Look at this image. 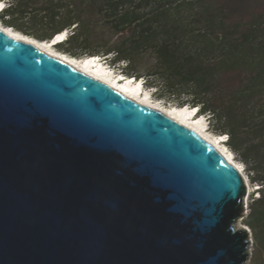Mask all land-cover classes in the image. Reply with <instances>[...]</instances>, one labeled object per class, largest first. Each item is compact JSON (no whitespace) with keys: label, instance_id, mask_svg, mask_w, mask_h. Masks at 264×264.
Here are the masks:
<instances>
[{"label":"water","instance_id":"1","mask_svg":"<svg viewBox=\"0 0 264 264\" xmlns=\"http://www.w3.org/2000/svg\"><path fill=\"white\" fill-rule=\"evenodd\" d=\"M246 197L197 131L0 30V264H246Z\"/></svg>","mask_w":264,"mask_h":264},{"label":"trees","instance_id":"2","mask_svg":"<svg viewBox=\"0 0 264 264\" xmlns=\"http://www.w3.org/2000/svg\"><path fill=\"white\" fill-rule=\"evenodd\" d=\"M0 19L70 58L99 56L156 98L198 108L260 186L264 251V0H0ZM11 28V29H12ZM17 31V32H18Z\"/></svg>","mask_w":264,"mask_h":264},{"label":"bare ground","instance_id":"3","mask_svg":"<svg viewBox=\"0 0 264 264\" xmlns=\"http://www.w3.org/2000/svg\"><path fill=\"white\" fill-rule=\"evenodd\" d=\"M3 7V4L0 3V11L1 8ZM0 30L14 36L17 38H20L22 40L28 41L32 44H35L37 46H40L46 50H48L51 54L55 55L56 57H58L59 59L68 62L80 69H82L83 71H85L86 73H88L90 76H92L94 79L105 83L111 87H113L114 89H116L117 91L124 93L125 95L130 96L131 98L144 103L147 106H150L154 109H157L163 113H165L166 115H168L169 117L173 118L174 120H176L177 122L181 123L182 125L189 127L195 131H197L201 136H203L205 139H207L211 144H213L227 159H229L230 163H232V165H234V167H236L241 175L246 178L244 176V174L242 173V171L236 166L235 162L229 157V155L222 149L221 146V140H215L213 139L210 135H208V133L204 130L203 125L205 124L204 120L198 119V118H191V109H193V107H177L174 106V108L172 109H164L163 107L154 104L153 102H151L150 100H148L146 97L143 98L141 97V95H139V92L137 91L136 86H134L131 83H122V82H117L115 80H113V78L111 77V75L105 71L104 67L101 64H96L95 62H93V60H88L86 58H84L83 60H72L69 57H67L64 54H61L59 52H57L54 48L55 46L63 40L65 33L63 34V36L57 35L59 36L58 38L54 39L55 42L53 43H49L48 41L45 42H41L35 38L26 36L20 32L14 31L12 29H10L9 27H4L0 25ZM207 121V120H206ZM247 180V179H246ZM248 183V194L250 192V184ZM247 200V197H246ZM250 235H251V230H250Z\"/></svg>","mask_w":264,"mask_h":264},{"label":"rangeland","instance_id":"4","mask_svg":"<svg viewBox=\"0 0 264 264\" xmlns=\"http://www.w3.org/2000/svg\"><path fill=\"white\" fill-rule=\"evenodd\" d=\"M4 5V3H2ZM4 23L1 21L0 19V25L1 26H4L6 27L5 25H3ZM8 27V26H7ZM12 27H10L11 29ZM12 30L14 31H18L16 30L15 28H12ZM19 32V31H18ZM21 33V32H20ZM23 34V33H22ZM67 37V33H65V36L64 38L66 39ZM33 38V37H32ZM58 38V37H55V39ZM52 41H55V40H52ZM57 52L61 53V54H64L66 55L67 57L70 58V56L63 52L58 46H55L54 48ZM70 59L72 60H76V61H79L80 59L83 60L84 58H74V57H71ZM80 60V61H81ZM100 63L103 64L104 67L107 68L109 74L112 76L113 74H117V71H115L113 68H111L107 63H105L102 58L100 59ZM120 74V73H119ZM147 90V93L151 95L152 97V100L154 102H156L157 105L163 107L164 109H172L174 108V106H176L174 103H171L169 102L168 100H163V99H160V98H156L152 93H153V90L152 89H146ZM142 97V96H141ZM153 102V103H154ZM155 104V103H154ZM201 119L204 120V117L200 116ZM208 135H210L211 137H213L214 135L215 136H220L218 134H216L215 132H213L211 129L208 130ZM224 139L227 140L226 137H224ZM226 146L228 147V145L226 144ZM228 151L230 152L231 154V157H232V160L235 162L236 166L239 168L238 164H240V167H241V171L242 173L244 174V176L246 177L247 181L249 182L250 184V192L248 194V197H247V200H246V208H245V211H244V214L242 215V217L240 218V221H239V225L240 226H245V227H249L248 226V218H249V214L251 212V206H252V202L254 199H257L259 198L260 194H259V188L260 186L258 184H256L254 181H252L250 175H248V171L245 169V166L240 163V161L235 157V154L231 151V149L228 147ZM238 163V164H237ZM249 229L251 230V239H252V244L250 246V256H249V259L247 261L246 264H264V251L261 250V247H260V244L258 242V240L256 239L255 237V234L253 232V230L249 227Z\"/></svg>","mask_w":264,"mask_h":264},{"label":"clouds","instance_id":"5","mask_svg":"<svg viewBox=\"0 0 264 264\" xmlns=\"http://www.w3.org/2000/svg\"><path fill=\"white\" fill-rule=\"evenodd\" d=\"M99 57V56H98ZM100 58V57H99ZM101 59V58H100ZM119 74V73H118ZM138 83L141 85V86H143V82L140 80V81H138ZM143 88L146 90V88L143 86ZM206 117H204V121L205 122H207L206 121V119H205ZM207 126L209 127V123L207 122ZM225 136V135H224ZM227 138V140H228V137H226Z\"/></svg>","mask_w":264,"mask_h":264},{"label":"built area","instance_id":"6","mask_svg":"<svg viewBox=\"0 0 264 264\" xmlns=\"http://www.w3.org/2000/svg\"><path fill=\"white\" fill-rule=\"evenodd\" d=\"M206 120H207V118H205ZM207 122H208V120H207ZM225 137H227V135H225Z\"/></svg>","mask_w":264,"mask_h":264}]
</instances>
